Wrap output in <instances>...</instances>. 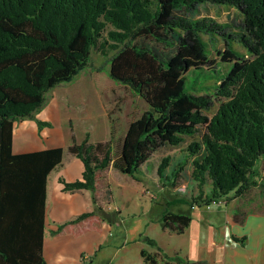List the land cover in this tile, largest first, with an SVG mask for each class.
<instances>
[{
    "label": "trees",
    "instance_id": "obj_1",
    "mask_svg": "<svg viewBox=\"0 0 264 264\" xmlns=\"http://www.w3.org/2000/svg\"><path fill=\"white\" fill-rule=\"evenodd\" d=\"M205 3L239 10L241 30L234 37L242 48L235 49L227 40L232 35H224L220 60L232 63L230 69L212 92L193 93L185 87V73L210 62L203 35L224 29L191 17ZM108 24L112 29L104 34ZM139 38L173 43L172 50L163 55L137 44ZM94 48L104 56L114 51L106 58L109 75L149 108L128 123L117 153L113 137L92 141L86 133L78 142L72 135L67 150L83 162L82 179L60 181L64 190H91L95 210L59 224L53 233L100 227V211L113 200L107 176L111 165L140 180V165L155 151L197 133L200 137L187 145L188 155L171 169L175 185L189 160L188 173L198 188L189 203L230 202L254 187L264 188L257 167L264 159V0H0V264H47L42 254L46 180L64 150L13 153L14 122L34 119L48 91L91 67ZM213 99L219 103L209 115ZM36 123L38 128L48 125ZM168 164L169 157H163L159 178L169 179L164 174ZM236 210L233 216L242 222ZM191 220L189 213L167 209L161 224L181 233ZM141 255L152 264H209L169 256L160 248L155 254L142 249Z\"/></svg>",
    "mask_w": 264,
    "mask_h": 264
},
{
    "label": "rangeland",
    "instance_id": "obj_2",
    "mask_svg": "<svg viewBox=\"0 0 264 264\" xmlns=\"http://www.w3.org/2000/svg\"><path fill=\"white\" fill-rule=\"evenodd\" d=\"M191 17L204 18L208 22L214 21L224 25L223 30L210 35L211 37L207 34L203 35L210 62L199 68H190L185 73V87L188 91L212 92L217 79L221 78L232 65L230 62L220 60L221 52L225 48L226 34L232 35L227 40L232 42L235 49L242 48L234 37L241 30V14L232 6L205 3L200 5ZM109 29H112L110 24L107 25L104 34ZM167 41L170 42V40ZM136 43L152 47L163 55L169 54L173 46V43L156 42L151 38H139ZM113 53L112 50L108 56H104L94 48L90 56L92 66L81 70L71 81L62 82L48 91L45 102L34 115V119L24 118L16 121L15 133H17L20 122L27 126L30 125L29 121L35 124L36 119L49 122L52 127L54 126V130H50L49 140L64 148V163L67 166L72 159H78L67 150L72 142L70 133L72 130L78 142L84 138L87 131L90 133V140L108 139L110 131L107 128L109 123H112L115 131L113 149L117 153L120 149L124 127L126 128L127 123L146 111L149 105L128 85L111 78L110 64L107 63L106 58ZM101 65L102 68H98ZM218 103L217 100H212L207 110L209 115L213 114ZM44 136L43 130L34 126L33 132L28 134V141L39 139L45 141ZM199 137L200 133L185 136L181 144L165 145L155 151L147 161L140 165L136 173L140 180L116 168H111L109 180L113 190V200L111 203H105L104 209L100 211L103 219V232L99 235L91 231L87 235V250L92 254L85 259L86 264H152L144 260L141 255L142 249L145 248L149 253L154 254L162 248L163 251L173 254L176 248L187 242V236L182 233L163 229L161 218L167 209L178 213L191 211L189 202L197 195L198 188L188 173L189 160H187L182 175L180 173L181 179L176 180L175 185H172L170 178L173 165L188 155V143ZM163 157H169V164L164 172L169 179H161L158 176V165ZM78 165L70 167L69 171L74 172V169H78ZM257 167L264 177V159L260 160ZM210 186L208 180L203 186L205 193H209ZM52 187L53 184L50 182V196L54 191ZM177 198H184L188 202H179ZM235 202H237L236 207L240 212V217L244 219L248 214H264V188L254 187ZM235 202H213L211 205H218L211 210L220 208L221 204H227L226 208L233 213ZM88 203L90 208L92 201L89 200L87 206ZM197 210L203 212V215L207 211L205 206H198ZM236 211L235 209L234 212ZM219 215L214 213L213 216L215 225L218 227L217 231L223 229L222 216ZM148 239L154 242L151 244ZM156 264L164 263L159 261Z\"/></svg>",
    "mask_w": 264,
    "mask_h": 264
},
{
    "label": "crops",
    "instance_id": "obj_3",
    "mask_svg": "<svg viewBox=\"0 0 264 264\" xmlns=\"http://www.w3.org/2000/svg\"><path fill=\"white\" fill-rule=\"evenodd\" d=\"M16 123L15 121L14 124ZM47 123L48 125L38 128L36 120L35 124L29 121V126L20 122L17 133H15V127L13 126L12 152L18 154L62 147L49 140L51 136L50 130H54V126L52 127L49 122ZM111 124L109 123L107 128L110 131L108 139L112 138L115 134L113 129L114 124ZM34 126L39 130H43L45 141H41L40 139L32 142L28 141V134L29 132H33ZM126 128L124 127L125 130L122 135L125 134ZM35 132H37V129H35ZM70 133L71 137L72 135L75 137L73 130ZM86 133L89 132L87 131ZM75 157L78 158L77 156ZM77 164H79L78 169H74L75 171L71 173L69 171L70 167ZM112 167L111 165L107 171L109 185V175ZM83 170L84 165L80 158L72 159L66 166L64 156H62V161L47 175L42 242V254L47 264H86L85 259H88L89 255L92 254L91 251L87 250V235L91 231L97 232L99 235L103 232L102 220L98 229L92 228L86 230L87 226L84 225L78 228L70 227L69 230L60 233H53L59 224L73 219L82 213L95 210L91 190H64L63 183L60 181L61 178L66 181L82 179ZM259 172L261 173L260 169ZM50 182H52V188H54L51 196L49 192ZM89 200L92 201L90 208L89 203L87 206ZM235 200L237 199H233L230 202H235ZM211 204L201 205L207 209L203 215V212L197 210V205L190 203L191 211L188 210L185 213H189L192 216V220L184 231L181 232L184 236H187V242L176 248L173 254H169L163 250L162 252L167 253L169 256L178 254L190 261H205L209 264H264V214L247 213L246 218H243V221L239 222L233 216L235 209H238L236 207L237 202H235L233 213L226 208L227 204H221L220 208L218 207L213 210L211 209L218 204ZM214 213L215 215L220 214L219 216H222L221 219L223 221L221 225H223V229L220 231L216 230L218 227L215 225L216 222L213 219ZM233 236L237 238L245 237V239L242 242L234 239ZM99 245L101 246L102 244Z\"/></svg>",
    "mask_w": 264,
    "mask_h": 264
},
{
    "label": "built area",
    "instance_id": "obj_4",
    "mask_svg": "<svg viewBox=\"0 0 264 264\" xmlns=\"http://www.w3.org/2000/svg\"><path fill=\"white\" fill-rule=\"evenodd\" d=\"M223 201H224L223 199H218L217 202L221 203V202H223Z\"/></svg>",
    "mask_w": 264,
    "mask_h": 264
}]
</instances>
